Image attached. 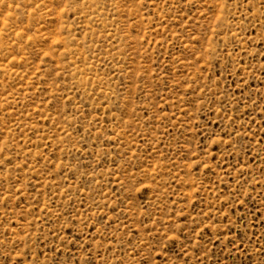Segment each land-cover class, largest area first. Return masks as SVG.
Masks as SVG:
<instances>
[{
	"label": "rangeland",
	"instance_id": "374dc122",
	"mask_svg": "<svg viewBox=\"0 0 264 264\" xmlns=\"http://www.w3.org/2000/svg\"><path fill=\"white\" fill-rule=\"evenodd\" d=\"M0 264H264V0H0Z\"/></svg>",
	"mask_w": 264,
	"mask_h": 264
}]
</instances>
